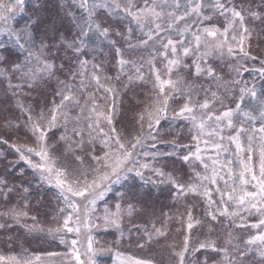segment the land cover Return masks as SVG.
<instances>
[{
  "label": "rangeland",
  "instance_id": "1",
  "mask_svg": "<svg viewBox=\"0 0 264 264\" xmlns=\"http://www.w3.org/2000/svg\"><path fill=\"white\" fill-rule=\"evenodd\" d=\"M0 2L15 4V0H0ZM229 2H234L238 9L251 8L264 12L261 0H229ZM133 3L136 6H142L144 0H133ZM68 11L74 12L77 16L81 15L82 10L78 6V0H23L22 10L14 9L9 14L6 24L0 22V29H4V31H0V72L5 73L0 75V133L3 130L10 132L12 124L18 123L21 126L20 130L13 131L12 141L9 144L33 146L35 139L23 128V117L20 118L19 112L16 111L17 100L28 103L32 109L35 105H43L41 109L46 111L45 115L47 116L53 107V101L56 104L60 101L56 92L63 85L59 81H65L77 88L76 96L80 100V105H84L85 100L94 96L100 106L98 110L111 112L117 133L122 138L130 140L139 134L141 123L139 115L153 102L158 91L154 88L155 74L147 61L155 57L153 63L155 69L160 71L161 79L169 78L166 70L167 60L158 55L156 51L163 52L158 42L154 45L153 41H149L146 46L127 49L124 37L111 35L110 39L117 41L115 47L125 49L124 59L131 62L126 66L124 72H121L117 63L119 57L116 56L114 47L108 40H96L95 35L90 33L88 37L84 38L87 47L84 49L85 55L80 56V59L89 61V73L93 64L100 65L102 71L98 74L102 78L101 83L112 87L115 92L107 93L102 88L98 89L95 82L88 84L87 81V90L80 89V77L73 79L68 73L69 67H72L73 70L76 68V55L60 46L61 37L70 42L78 33L76 25L66 15ZM98 13V19L102 22V26L109 27L110 30L122 32L127 36V29L131 27L133 29L131 43L137 44L139 40L147 39L144 35L147 29L141 31L122 9H99ZM205 14H208L207 11ZM246 22L253 33L250 40L246 42L251 56L258 52L263 55L264 21L246 17ZM204 26H217L223 30L226 25L222 17L215 16L211 21L205 22ZM183 27L184 25L181 23L180 28ZM9 30L13 33L22 31L31 33V44H25V47L22 48L24 56L18 54L21 47L17 44L15 35H9ZM195 30L193 28V31ZM160 35L162 38L171 36L174 40L177 39L175 29L171 32H162ZM186 39L192 40L190 33L186 34ZM20 43L24 44L25 41L22 39ZM41 43L49 46L44 50L42 59L46 57L53 60L57 68L60 64H64V69L57 70L56 75L50 79L40 80L32 89L26 86L16 88V85H24L25 82L16 78L18 74L12 72L13 66L17 63H26L29 50L39 54ZM53 45L55 46L53 47ZM203 50L201 48V51ZM13 53L18 55L11 57ZM171 58L169 55L168 59ZM228 58L226 55L221 57L218 54H212L199 60L203 69L212 68L215 70L214 76H208L206 71L196 75L193 64L196 57L191 55L183 57L181 65L173 68L170 78L173 80L181 78L182 83L178 84V87L184 91L175 92L166 87V93H169L168 111L161 119L160 125L156 126L157 140H146L144 146L137 149L138 154L135 159L138 164L136 168L142 173V176L137 175L135 170L123 173L120 182L110 183V190L106 191L101 199H97L94 205L88 204L82 198L74 197L73 199L82 210L85 204H88L90 209L88 212L89 227H81L79 238L74 232L49 233V229H55L59 224H62L63 218L71 209H68L63 198L59 197V189L54 183L48 184L40 180L39 174L29 168L25 162L19 161L18 154L8 145L0 148V152L3 153L0 155V180H4L7 184V187L0 185V223L10 225V227L0 228V256L6 259L10 256L31 258L34 264H76L74 257L68 258L70 255L69 245L61 244L59 235H65L69 242L72 239H78L77 247L80 249L81 258L85 261H88V257L84 255L88 247L87 237L91 236L92 252L89 264H123L122 260L117 259V252L121 253L123 257L151 259L153 264H177L178 258L174 252L182 249L185 236L189 237L190 249L197 248L200 242L206 240H212L218 248H223L226 246L225 241L231 232L235 237L233 244L243 248L244 241L264 232V228L251 227L252 224L258 223L260 219L264 218L255 211L251 214L242 212L244 220L236 218L235 224L228 218L220 216L216 221H212L211 217L206 214L208 207L205 197L188 191L180 194L175 185L168 181V176L171 175L178 183L187 187L190 184L198 183L195 172L204 173L203 165L194 157H190L187 162L182 159L184 155L195 152L196 149V142L192 140V136L196 134L192 121L183 116L174 115V111L178 112L187 101L188 91L190 90L193 101L197 103H203L207 99L209 109L204 112L211 111L215 115L220 114L227 107L235 108V103L239 102L236 84L233 83L232 78L227 79L229 70L232 69L226 65ZM237 62H239L238 57L232 58L231 65H236ZM29 63L30 66H35L34 57L33 61ZM132 64L137 67L142 65L143 79L135 78L137 73ZM185 64L188 65L187 68L184 67ZM245 68L248 69L246 63ZM217 75L220 77L216 78ZM129 76L133 77L131 82L128 79ZM260 78L263 84L259 85L261 87L259 91L264 93V76ZM212 93H216L217 98H213ZM50 100L52 104L48 105ZM250 101L256 102L251 97ZM251 102L245 106L242 105V108L247 110L249 106H253ZM113 105L114 111L112 110ZM91 107V104L87 105V109ZM87 109L81 113L80 107L75 103L68 105L67 111L70 119L67 126L65 127L62 119L58 120L57 126L48 133L47 143L52 156L58 159L59 164L69 167L70 170L80 167L79 162L75 160V155H81L84 159L81 170H88L89 178H91L90 169L97 166L92 157L103 156L107 149L100 142L103 138L102 135L93 134L94 138L89 137L86 124L91 123V119H81L79 122L76 120L78 116L88 117ZM194 114L199 116L201 110L197 109ZM234 122L238 123L236 117H234ZM144 126L147 127L146 115ZM256 126L259 127V121L256 122ZM74 127L83 130L82 148L76 147V142L80 141L81 137L73 135ZM100 127H103L105 132L109 131L107 121L103 117L100 118ZM233 134V130L228 128H224L221 133L225 136L223 143L228 148L227 152L221 153V158L225 161L231 159L233 168L238 169L236 146L226 139L227 136ZM61 135H65L67 139L61 140ZM206 139H209L207 134L202 137L199 146L204 162L211 165V160L208 158L215 156V149L210 144L206 146L203 143ZM153 144L155 147H152ZM185 145L188 147H183ZM70 147L71 150H69ZM145 152L156 153L155 159L150 155L145 156ZM33 159L38 161L36 157ZM143 163H148L150 168H139V164ZM252 163L258 173V152L253 154ZM128 166L132 167L131 164ZM152 168H159L165 175L160 176L153 172ZM210 171L211 168H209V173ZM221 175L224 176V179H219L217 184L209 185L213 190L212 198L216 201L220 200V193L216 189L220 188L221 191H226L225 180H228V177L226 172H222ZM113 179L115 178L113 177ZM105 183L108 184V182ZM228 184L237 186L238 180L236 184H233L232 180H228ZM245 187L248 191H255L251 185ZM8 188H12L13 191L8 193ZM25 188L28 189L27 193L23 191ZM225 199H227L226 196ZM118 203L123 210L120 228L105 227L103 220L105 209L116 212L115 206ZM129 204L133 206L131 216L126 214ZM62 208L65 209L63 213L60 211ZM234 208L235 206L231 205L229 210L232 211ZM12 209L27 213L19 224H16L10 216L2 215ZM189 209L192 213L191 221L188 219ZM189 222L193 223L191 230L187 228ZM240 223H243L245 227H236ZM25 224L32 226L31 229L25 228L23 226ZM153 225L160 228L165 235L156 236L153 233ZM69 226H73L71 222ZM145 232L153 233L151 241L144 235ZM141 244L144 247H140ZM251 248V251H247V259L244 264H264L255 250V246H251ZM229 252L231 253V248H229ZM48 253H59L61 256L49 257ZM37 256L41 258L39 261L35 260ZM206 257L208 264H215L216 261L222 259L223 253L213 252L212 249L186 253L189 264H193L194 259L203 261ZM0 264H4V262L0 261Z\"/></svg>",
  "mask_w": 264,
  "mask_h": 264
},
{
  "label": "snow or ice",
  "instance_id": "2",
  "mask_svg": "<svg viewBox=\"0 0 264 264\" xmlns=\"http://www.w3.org/2000/svg\"><path fill=\"white\" fill-rule=\"evenodd\" d=\"M261 4L264 5V0H261ZM23 0H15V4H9L0 2V22L5 24L9 20V14L14 9L22 10ZM78 6L82 10L81 15L77 16L74 12L68 11L66 15L69 16L78 29L77 35L69 42L65 38H60V46L66 51H71L76 55V68L73 70L69 67L68 73L74 79L80 77V89L87 90V84L95 82L98 89L102 88L107 93H114L115 90L112 87H108L101 83V76L98 72L102 71L101 66L93 64L91 66V72H88L89 61L87 59H80V56L85 55L84 49L87 47L85 37H88L90 33H93L96 40H108L114 47L115 54L119 57L117 63L120 71L124 72L127 65L131 62L124 59L125 49L121 47H115L116 40L110 39L111 35L122 36L127 42V49H134L140 46L148 45L149 41H153L160 44L163 52L157 51L158 55L164 57L167 60L166 70L169 74L168 79H161V73L155 69L153 61L155 57H152L147 61L151 66L156 83L154 88L158 89L153 102L148 105L142 114L139 115L140 131L139 134L134 136L130 140L122 138L117 133L116 128L113 125V116L111 112L99 111L100 106L97 104L94 96H90L85 100L84 105H80V100L77 98V88L65 81H59L63 87L56 92V95L60 97V101L56 104L53 101V107L49 110V114L46 116L44 111L38 110L33 113L32 107L25 106L24 103L17 100V105L20 108L21 116L24 123L23 128L26 133H31L35 138L33 146L27 144L18 145L17 143L9 144L8 139H4L0 136V142L4 145H8L18 154V160L25 162L29 168L33 169L39 174V179L48 183L55 184L59 189V197H62L65 205L70 212L63 218L62 224H59L55 229H49L50 234H62V233H76L79 238L81 234V227H89L88 221V204L94 205L97 199H101L106 191L110 190V183H119L121 175L126 172L136 171V174L142 176V173L137 170L136 165L138 161L135 159L138 147L144 146L146 140H157L158 132L157 127L161 123V119L168 111V99L169 93H166V87L175 92L184 91L178 87V84L182 83L181 78L173 80L170 78V74L173 68L178 67L182 63L183 57L195 56L193 60L195 65L196 75H200L202 72H207L208 76H214L215 70L212 68L203 69L199 63V60L203 57L218 54L221 57L225 55L235 58L239 56L241 61L247 59H256L251 56L248 45L246 42L250 40L252 36V30L247 26L246 17L252 20L264 21V12L252 10L251 8H237L235 3H230L229 0H144L142 6H136L133 0H78ZM122 9L132 21L140 28L141 31L147 29L144 35L147 39H141L137 44L131 43V33L133 29L129 27L127 29L128 35L124 33L110 30L109 27H103L102 22L98 19L99 9ZM207 11L208 14H205ZM222 17L225 22V27L221 30L217 26H204L205 22L211 21L213 17ZM190 21V23H189ZM184 27L180 28V24ZM193 28L196 30L193 31ZM176 31L177 39L168 36L162 38L160 33ZM4 31V29H0ZM190 33L192 40L186 39V34ZM15 35L17 44L21 48L25 47V44H31L32 37L28 31H22L20 33H13L9 30V35ZM24 40L25 43L21 44L20 41ZM166 39V42H165ZM55 45H53L54 47ZM49 46L41 43L39 54L33 53L31 50L28 52L26 63H17L13 66L12 72L18 74L17 79L24 81V85H16V88L26 86L32 89L35 84L40 80L50 79L56 75L57 70H63L64 64L57 65L53 60L43 58L44 50ZM201 48L204 50L201 51ZM171 55V59H168ZM35 66H30L29 62L33 61ZM262 67L259 72L264 76V61H261ZM137 73L136 79H143L141 73V67H137L132 64ZM188 67V65H184ZM234 71L239 74L240 67L230 65ZM247 71V69H244ZM4 72H0V75H4ZM107 79V78H106ZM129 81L133 80L132 76H129ZM234 84H239V81H233ZM239 102L235 103V108L227 107L220 114L215 115L211 111L204 112L209 109V101L204 100L203 103H197L193 101L190 90L188 91L187 101L179 109L178 112L174 111L175 116H183L186 119L192 121L193 128L196 134L192 136V140L196 142L195 152H189L188 155H184L182 159L189 161L190 157H194L199 161L204 168V173L195 172V176L198 180L197 184H190L187 187L184 184L178 183V181L168 176V181L175 185L178 192L183 194L185 191L197 193L206 198V204L208 207L207 215L211 217L212 221H216L218 216L226 217L233 224H235L236 218L241 221L244 220L242 212H248L251 214L253 211L259 213L264 217V93L258 95L254 88L241 87L239 89ZM15 95V92L13 93ZM245 95H248L252 100L256 101L255 106H249L247 110L242 108ZM213 98L216 97V93H212ZM75 103L80 107L81 113H84L87 109V105L91 104L92 107L87 109L89 112L88 117L78 116L76 120L79 122L81 119H91V123H87L88 134L90 138L101 136V143L107 151L103 156H93L92 160L96 162V167L90 169L92 175L89 178L88 170H81L84 165V159L81 155H75V160L79 162L80 167L70 170L69 167L59 164L57 158L53 157L49 151L47 143L48 133L52 128L57 126L58 120L64 121L65 127L70 119L67 111L68 105ZM201 110L199 116L194 113L196 110ZM112 110H115L114 105ZM145 115L147 116V127L144 126ZM103 117L107 121L109 131L105 132L103 127H100V118ZM234 117L237 118V122H234ZM243 119H239V118ZM226 121V123H225ZM259 121V127L256 126V122ZM247 125V126H246ZM11 129L13 131L20 130V124H12ZM224 128L232 129L234 134L229 135L226 139L236 146L238 169L233 168V161L223 160L221 153L227 152L228 148L223 141L225 136L221 135ZM73 135L80 136V141L76 142L77 148L83 147V130L73 128ZM157 133V134H154ZM207 134L209 139L203 141L207 145H211L215 149V156H209L211 165L204 162L201 156L200 142L202 137ZM219 138L218 140L216 138ZM61 140H66L65 135H61ZM155 147V144L152 145ZM183 147H188L187 145ZM71 150V147L69 148ZM259 155V168L258 173L255 165L252 163L253 154ZM0 155H3L0 152ZM145 156L156 157V153H144ZM33 157L38 158L35 161ZM131 164L132 167L128 165ZM139 168H150L148 163L139 164ZM209 168L211 171L209 173ZM153 172L158 173L160 176L165 174L159 168H152ZM222 172H226L228 180H232L233 184L237 186H229L228 180H225L226 191H221L217 188L216 191L220 193V200L216 201L212 198V189L209 187L211 184H217L219 179H224L221 175ZM113 177L115 179H113ZM105 182H108L106 184ZM0 185L7 187L4 180H0ZM247 185H251L255 191L246 190ZM13 191L12 188H8V193ZM25 193L28 189H23ZM7 195V193H5ZM225 196L227 199H225ZM74 197L82 198L87 201L88 204L84 205L83 210L80 205L73 199ZM220 205V207H217ZM234 205V210L230 211L229 208ZM116 212H110L105 209L103 217L105 227L120 228V222L122 219L121 205L116 204ZM61 213L65 209H60ZM133 212V206L128 205L126 214L131 216ZM75 214V218H74ZM4 216H10L11 219L19 224L21 219L27 215L26 212L12 209L7 213H3ZM35 219V217H33ZM188 219L192 220V213L189 209ZM73 226H69V224ZM197 223H199L197 221ZM25 228L31 229L32 226L27 224L23 225ZM10 227L4 223H0V228ZM236 227H245L243 223L237 224ZM252 228H264V218L260 219L258 223L251 225ZM187 228L191 230L193 223L189 222ZM153 233L156 236H164L165 233L153 225ZM153 233L145 232L147 239L151 241L153 239ZM122 235V233H121ZM88 247L84 252V255L88 257V261L81 258L80 249L77 247L78 239H72L70 242L65 238V235H59L61 244H68L70 255L69 259L74 257L76 264H89L91 260L90 253L92 252V238L87 237ZM235 239L231 232L228 234V239L225 241V247L218 248L216 243L212 240H206L200 242L198 247L190 249L189 237L185 236L183 240V247L180 251L174 252V255L178 258L177 264H189L186 258V253L199 252L201 249H212L213 252L223 253L222 259L216 261L215 264H244L247 259V251H251V246H255V250L258 252L261 261L264 262V232H260L257 235L251 236L248 240L244 241V247L241 248L233 244ZM119 243V241H117ZM144 247L143 244L139 245ZM231 248V253L229 252ZM117 259L122 260L123 264H153L151 259H138L132 256L123 257L121 253L117 252ZM49 257L61 256L59 253H48ZM41 258L35 257L36 261ZM0 261L4 264H34L31 258L10 256L7 259L0 256ZM193 264H208V258L203 261L193 260Z\"/></svg>",
  "mask_w": 264,
  "mask_h": 264
},
{
  "label": "trees",
  "instance_id": "3",
  "mask_svg": "<svg viewBox=\"0 0 264 264\" xmlns=\"http://www.w3.org/2000/svg\"><path fill=\"white\" fill-rule=\"evenodd\" d=\"M36 42V40H35ZM35 42H33L35 44ZM36 46V45H34ZM23 52V49L21 48L19 50V53L20 55L24 56L25 54L22 53ZM18 54L16 53H13L11 57H15L17 56ZM253 57H256V59H245L243 61H241L239 59V62H237V64L235 66L237 67H240V71H239V74H237L236 71L233 70V68L231 69V71L229 70V75L227 76V79H230L232 78V81H239L240 83L239 84H236V87H237V97L240 95V92H239V89L241 87H248V88H254L256 90V92L259 94L260 93V89L261 87L259 85L263 84V81L261 80L260 77H262V75L260 74L259 72V69L262 67V64H261V61H264V54L261 55L260 52L252 55ZM239 58V56H237ZM24 60H25V57H24ZM21 61V60H20ZM232 63V57H229L227 60H226V65L230 68V65ZM245 63L248 64V69L247 71H245ZM220 75H217L216 78H219ZM224 89V88H223ZM22 103H24V101H21ZM248 102H251L250 101V96L248 95H245V99H244V103H243V106H245ZM46 103V102H45ZM253 103V106L256 105V102H251ZM51 100L49 101L48 105H51ZM24 105L27 107L28 106V103H24ZM43 105H38L32 109L33 110V113L35 114L36 111L38 110H41V107ZM51 108V106L49 107V109ZM16 111L17 113L19 112V117L21 118V111H20V108L17 106L16 108ZM44 113L46 114V111L43 110ZM13 133V130H11L10 132L8 130H3V132L0 133V136H3L4 139H8V141H12V138H11V134ZM4 146V144L2 142H0V148H2Z\"/></svg>",
  "mask_w": 264,
  "mask_h": 264
}]
</instances>
